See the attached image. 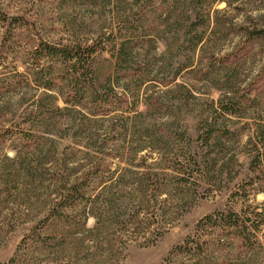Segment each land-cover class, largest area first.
<instances>
[{
    "label": "rangeland",
    "instance_id": "rangeland-1",
    "mask_svg": "<svg viewBox=\"0 0 264 264\" xmlns=\"http://www.w3.org/2000/svg\"><path fill=\"white\" fill-rule=\"evenodd\" d=\"M185 11L189 37L177 26ZM0 18L1 264H264V222L248 247L221 227L196 232L217 212L264 213V164L252 162L254 137L264 136V0H0ZM128 34L137 67L125 72L116 54ZM37 38L100 41L90 60L95 104L112 85L121 101L106 108L115 110L92 115L87 99L56 111L44 100L38 112ZM42 65L56 84L46 93L66 94L69 68ZM228 96L241 114L218 109ZM142 156L147 168L136 167ZM70 169L113 173L89 182L101 191L94 215L56 205ZM126 169L166 175L142 191L118 180Z\"/></svg>",
    "mask_w": 264,
    "mask_h": 264
},
{
    "label": "trees",
    "instance_id": "trees-1",
    "mask_svg": "<svg viewBox=\"0 0 264 264\" xmlns=\"http://www.w3.org/2000/svg\"><path fill=\"white\" fill-rule=\"evenodd\" d=\"M195 8L196 7L193 5L190 12L195 11ZM186 9H188V7ZM196 13L197 12H194V14ZM157 17H161V14H158ZM189 17L190 15L187 16V11H185V15H183V17L181 18V22L177 24V26L181 27V29L183 30V34L185 35V37H189L191 26L194 25L193 23L187 24ZM159 20L163 22L164 26H170L169 13L167 17L159 18ZM8 33V29H5L2 34L3 44H5L8 40ZM248 35V38H251L254 35V32H250ZM134 38V36H130L129 34L125 35L124 40L120 43L119 48L117 49V65L122 69V71L125 72H128V69L133 70L135 69L134 67H137V65L135 66L134 63H131L134 61V57L132 55V45ZM186 41H188V38L186 39ZM199 41L200 39L196 38V40L192 42V47L197 46ZM102 48L103 46L98 40H91L84 43H81V41L72 40L69 44H62L57 42H48L43 40L42 38H37V44L34 46L33 50V55L35 56V66L33 68L34 72H32V75L34 77L33 80L35 81V85H37L36 87H39L46 92L47 90H51L56 87L54 78H46V75L44 74L45 68H48L49 66L44 67L42 65V59L48 58L51 61L58 60V62L64 63L69 68V74H67V76H63V78L67 79V86L70 87V89L66 94L63 93L62 90H58L56 91V96H49L46 92H44L40 99L34 101L35 109L38 112L43 111L42 102L44 100H47L48 105L52 110L58 111L67 109L68 104L70 106H73L77 103H83L84 100L88 99V102H90L89 109L91 110L92 115L101 114L100 112H104L103 114H108L114 111L115 109L108 110L106 106L108 105V103L109 105H113L117 101H121V97L117 96L113 92L114 88L112 85L103 86V88L101 89V93L99 94L103 99L97 102L98 104H95L94 97L97 96V89H95L93 84L90 60L92 55ZM231 56L232 58H235V56L232 54L227 55L226 58H231ZM58 99L62 101L64 106H59L57 102ZM218 109L222 111V113L226 114H241L243 110V108L240 107L239 102L235 100L234 96H228L224 99H221ZM40 124L42 127H44L43 129H46V123L40 122ZM254 138L256 140L254 146L257 147V144H259L260 146L258 149L256 148V154L253 157L252 162H259L260 165H262L264 164V136L263 134L259 133L256 134ZM204 141L206 142L207 139H205ZM166 157H168L167 160L169 162H172L173 159H177V157L175 158V156H173L172 154H168V156ZM145 158V156H142L141 164H136V167L147 168L149 164L146 163ZM67 174L68 175L64 181L61 179L57 180L59 183H61V188L60 193L57 196V201H59V204L56 205H59L60 209H67L79 206L81 204L84 207L83 209H85V207L87 209L88 207V210L85 211V213L84 210H82L84 215H94L95 205L100 199L101 191L99 190L100 186H98L97 188L91 187L89 182L91 181V179L94 180L96 178H100V181L104 183L106 181H109L110 179H113V173L109 172L108 174H100V176H98L97 170H94L91 173L73 176V173L70 169L68 170ZM160 175L162 176L160 177ZM165 175V173L153 172L152 170L137 171L126 169L122 173H120L117 178L119 181H122L128 176L130 179H133L136 182L138 181L139 186L137 188H140L142 191H144L150 188L158 189L159 181H163L165 179ZM142 186H144L145 188H143ZM118 190L119 188L116 189V191ZM109 205H111L110 199ZM241 211L242 212L239 213L233 211L232 209H229L226 212H217L215 214L207 215L199 220L196 224V232H203L207 229L221 227V230L223 229L226 232L233 234L232 236L235 237L237 241L239 240V244L241 246L248 247L253 243L251 241V237H253L254 231L258 230L261 223L264 222V213L263 211L258 212L256 206H252L250 211L245 209ZM114 215L115 214H113L111 217H114ZM258 217L260 218L258 219ZM111 221L115 222V220H112V218ZM188 240L192 242L193 238H187L185 244L180 246L181 248L179 249L182 252L191 251L192 248H190V242H188ZM198 251H202V248H199Z\"/></svg>",
    "mask_w": 264,
    "mask_h": 264
}]
</instances>
